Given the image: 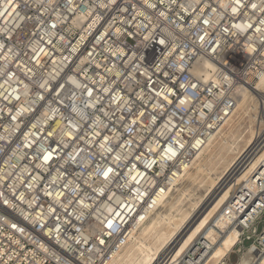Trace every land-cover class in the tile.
Here are the masks:
<instances>
[{"label": "built area", "instance_id": "1", "mask_svg": "<svg viewBox=\"0 0 264 264\" xmlns=\"http://www.w3.org/2000/svg\"><path fill=\"white\" fill-rule=\"evenodd\" d=\"M262 77L264 0H0V264H105L244 93L254 139L225 179L241 233L222 264L263 253ZM219 233L178 264H207Z\"/></svg>", "mask_w": 264, "mask_h": 264}, {"label": "bare ground", "instance_id": "2", "mask_svg": "<svg viewBox=\"0 0 264 264\" xmlns=\"http://www.w3.org/2000/svg\"><path fill=\"white\" fill-rule=\"evenodd\" d=\"M204 66L213 69L210 64ZM258 84L264 91V77ZM257 106L253 93L241 94L234 114L214 132L193 164L178 175L176 184L169 187V191L159 199L158 208L150 213L148 221L132 226L128 233V244L121 251L115 252L105 264H157L164 257V261L168 260L169 264H178L197 238L203 236L208 244H214L220 236L219 231L226 232V235L210 254L207 264H222L241 233L239 226H233L227 232L231 218L220 212L232 191V184L225 183V179L240 156L251 148ZM247 118L250 125L244 127ZM263 159L264 151L253 167ZM218 167L222 168V183L219 186L211 178L219 175ZM242 181L239 179L237 183ZM192 184L199 186L196 188L198 194H193L190 188ZM200 211L203 213L198 216ZM240 264H264V252L252 249L242 257Z\"/></svg>", "mask_w": 264, "mask_h": 264}, {"label": "rangeland", "instance_id": "3", "mask_svg": "<svg viewBox=\"0 0 264 264\" xmlns=\"http://www.w3.org/2000/svg\"><path fill=\"white\" fill-rule=\"evenodd\" d=\"M237 122V121H236ZM236 124V123H235ZM245 126L244 127H247L248 125H250V121H249V119L247 118L246 120H245V124H244ZM221 170H222V168L221 167H218V169H217V173L219 174V175H216V176H214V177H211L212 179H214V182H215V184L216 185H220V183H222V180L220 179V172H221ZM215 177H216V179H215ZM211 179V180H212ZM188 183V182H187ZM192 186H194L193 184L190 186V188H191V190H192V192H193V194H198L197 192H196V190L198 189V187L199 186H197V185H195L194 187H192ZM218 186H217V188H218ZM197 188V189H196ZM217 188H215L214 189V191L210 194V196H212V194L215 192V190L217 189ZM195 192V193H194ZM201 212V211H200ZM203 212H201V213H197V215L199 216V215H201ZM251 244V242H246V246H249ZM237 250L238 249H234V253H230V255H229V259L231 260V264H237L238 262H237V260H238V258H239V254L237 253ZM227 258V259H228Z\"/></svg>", "mask_w": 264, "mask_h": 264}, {"label": "snow or ice", "instance_id": "4", "mask_svg": "<svg viewBox=\"0 0 264 264\" xmlns=\"http://www.w3.org/2000/svg\"><path fill=\"white\" fill-rule=\"evenodd\" d=\"M161 43H163V41H161Z\"/></svg>", "mask_w": 264, "mask_h": 264}]
</instances>
